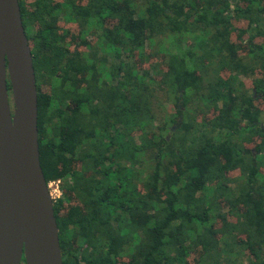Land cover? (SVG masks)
<instances>
[{"label": "trees", "instance_id": "trees-1", "mask_svg": "<svg viewBox=\"0 0 264 264\" xmlns=\"http://www.w3.org/2000/svg\"><path fill=\"white\" fill-rule=\"evenodd\" d=\"M18 3L62 263L264 264V0Z\"/></svg>", "mask_w": 264, "mask_h": 264}, {"label": "water", "instance_id": "water-1", "mask_svg": "<svg viewBox=\"0 0 264 264\" xmlns=\"http://www.w3.org/2000/svg\"><path fill=\"white\" fill-rule=\"evenodd\" d=\"M22 258L25 264H63L40 165L32 54L18 0H0V264H21Z\"/></svg>", "mask_w": 264, "mask_h": 264}, {"label": "built area", "instance_id": "built-area-1", "mask_svg": "<svg viewBox=\"0 0 264 264\" xmlns=\"http://www.w3.org/2000/svg\"><path fill=\"white\" fill-rule=\"evenodd\" d=\"M52 185H54V188H51V189H53V191L57 192L56 196L59 197L61 194L60 187H59V180H54V181L49 182L48 188L51 187ZM49 192H50V195H52V191H49ZM52 199H55V198H52Z\"/></svg>", "mask_w": 264, "mask_h": 264}, {"label": "rangeland", "instance_id": "rangeland-1", "mask_svg": "<svg viewBox=\"0 0 264 264\" xmlns=\"http://www.w3.org/2000/svg\"><path fill=\"white\" fill-rule=\"evenodd\" d=\"M90 40V39H89ZM91 41V40H90ZM157 60L159 61L160 59L159 58H157ZM8 94H9V102L11 103V93H10V90H9V88H8ZM11 105V104H10ZM51 188H54V185H52L51 187H49V191H52V198H56L57 196V192H55V191H53V189H51ZM54 200V199H53Z\"/></svg>", "mask_w": 264, "mask_h": 264}]
</instances>
